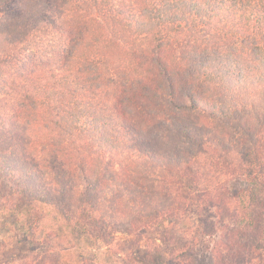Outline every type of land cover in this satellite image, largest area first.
<instances>
[{"label": "trees", "instance_id": "trees-1", "mask_svg": "<svg viewBox=\"0 0 264 264\" xmlns=\"http://www.w3.org/2000/svg\"><path fill=\"white\" fill-rule=\"evenodd\" d=\"M12 215L5 264H264V0H0Z\"/></svg>", "mask_w": 264, "mask_h": 264}, {"label": "rangeland", "instance_id": "rangeland-1", "mask_svg": "<svg viewBox=\"0 0 264 264\" xmlns=\"http://www.w3.org/2000/svg\"><path fill=\"white\" fill-rule=\"evenodd\" d=\"M20 222H22V221L20 219L17 220L16 217L13 215L8 217L7 219H2L0 216V242L4 238L6 240L10 241L11 247H8L9 249L10 248L12 249L15 247L14 240L9 239V238L11 236L13 237L16 235L15 232H17V229L20 227L19 224H22ZM113 230L116 232L117 236H121L122 238H124L130 232V229L127 225L116 226L113 228ZM155 237H158V236H156L152 233H150L148 235V238H155ZM209 244H210V242L206 239L204 242V246H208ZM5 251H7V250L5 249ZM1 253H2V250H0V254ZM4 257L5 256L0 255V264H5L4 263ZM96 257H97V259H99L103 262L106 260V257H104L103 254H101V251L96 253ZM5 258H7V256ZM70 258H72L71 255L66 256L67 260ZM194 259H195V264H211V258L209 256V253L204 248H197V250H195Z\"/></svg>", "mask_w": 264, "mask_h": 264}]
</instances>
